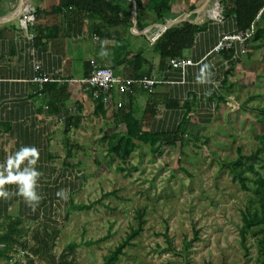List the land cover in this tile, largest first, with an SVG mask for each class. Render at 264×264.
I'll return each mask as SVG.
<instances>
[{"label":"crops","instance_id":"obj_1","mask_svg":"<svg viewBox=\"0 0 264 264\" xmlns=\"http://www.w3.org/2000/svg\"><path fill=\"white\" fill-rule=\"evenodd\" d=\"M21 1L0 0V19L7 18L0 21V165L21 146H35L40 153L33 166L40 173L35 190L40 194L56 190V186L67 190V183L60 176L67 174V161L79 149L72 136L84 126L88 114L100 117L106 126L126 127L125 123H106L102 115L95 113L97 98L93 95L94 89L85 82L92 63L110 68L119 78L149 77L158 81L153 90L136 87L131 94H112L115 110L133 114L143 131H146L144 125L151 122L155 130L150 132L154 133L175 129L182 121L186 110L170 108L172 100H197L198 107L203 103L212 106L214 100L208 99L210 92L221 96L220 92L231 90L241 74L247 77L245 74L251 69L259 71L263 67L264 26L260 38L236 43L228 58L212 51L222 36L235 33L237 27L233 18H208L204 14L208 7L201 14H195L205 0H153L150 3L171 7L172 16L166 23L185 16L184 21L204 27L194 45L185 50L183 58H177L194 63L185 72L173 68L172 59L163 61L155 47L165 32L162 26L166 23L158 22L155 12L139 9L135 23L131 0L133 26L128 35L123 36V42L115 41L117 34L110 37L115 29L103 26L96 16L74 6L63 8L62 0H25L19 8ZM120 3L127 6L123 0ZM205 64L209 68L202 81L198 77ZM44 77L49 81H35ZM172 112H176L177 120L163 131V121L155 119L163 115L170 118ZM67 143L74 146L71 157ZM26 164L27 161L22 163L21 168ZM0 172L6 175L3 167ZM4 187L11 195L0 198V238L16 229L19 232L22 220L24 230L34 228L41 220L46 226L48 219L36 214L37 203L34 207L28 203L19 193L17 183H6ZM60 201L62 204V197ZM28 254L19 245L7 246L0 241V264H27Z\"/></svg>","mask_w":264,"mask_h":264},{"label":"rangeland","instance_id":"obj_2","mask_svg":"<svg viewBox=\"0 0 264 264\" xmlns=\"http://www.w3.org/2000/svg\"><path fill=\"white\" fill-rule=\"evenodd\" d=\"M216 1L204 14L219 20V14L214 15ZM219 11L222 16L221 7ZM262 66L259 71L251 69L247 77L241 74L231 90H222L225 101L214 99L212 106L201 102L191 120V137L184 142L162 148L139 143L126 160L112 151L111 140L104 139L125 132L126 127L106 126L100 117L88 114L72 136L79 149L67 161V174L60 176L67 183V190L63 189L67 199L62 197L61 204L58 186L37 192L41 199L36 214L48 219L50 230L60 227L72 202L90 206L70 213L53 254L59 257L76 243L77 264H105L110 248L137 228L142 211L143 231L117 264H256V238L249 237L250 254H246L240 236L241 213L252 193L233 180L228 166L236 160L238 147L252 155L264 139V125L257 121L264 107ZM168 118L155 119L163 121V131L176 122V112ZM144 130L155 128L150 122ZM260 160L255 165L264 175V158ZM36 225L44 227V220ZM29 231L25 229V237L31 239ZM184 240L192 243L186 254H182ZM48 258L37 260L47 264Z\"/></svg>","mask_w":264,"mask_h":264},{"label":"trees","instance_id":"obj_3","mask_svg":"<svg viewBox=\"0 0 264 264\" xmlns=\"http://www.w3.org/2000/svg\"><path fill=\"white\" fill-rule=\"evenodd\" d=\"M127 6H123L120 0H62L63 8L74 6L80 11L87 12L96 16L105 27L115 29V32L110 37L115 41H122L124 35H128L130 28L133 26L132 20V6L129 0H123ZM139 10H149L157 14L158 22L161 24L166 23L168 18L172 16L171 7L168 5H152L153 0H136ZM170 0H164L169 2ZM220 7L222 8L223 19L233 18L236 23V32H246L252 26H255V34L252 39L257 40L263 34L261 28L264 26V0H219ZM220 12V11H219ZM217 14L216 9L214 15ZM219 14V13H218ZM203 26L198 24H191L188 21H183L180 24L174 25L167 29L164 34L156 41L155 47L160 51L163 61L171 59L183 58L186 49L191 48L197 35L202 32ZM121 30V31H120ZM235 32V33H236ZM233 34V33H232ZM123 42V41H122ZM246 42V43H247ZM233 48L225 50L223 53L227 58L233 53ZM231 72L229 71L228 74ZM208 99L211 101L219 99L225 101L224 96H218L215 91L208 94ZM97 107L95 113L102 115L107 121L106 123L126 124V130L123 133H117L113 136H104L107 139L117 155L121 156L124 160L130 157L131 153L136 148L137 144H151L158 145L159 148L165 145H175L178 142L182 143L186 140L187 136L191 137L190 127L192 125L193 115L196 113L198 107L197 100L178 101L172 100L169 104L173 109H185L186 113L179 123V125L172 132H147L143 131L139 126V122L133 119V114L117 111L112 105V102L107 104L105 102V95L100 94L96 99ZM151 108V105L147 108ZM259 124L264 125V107L260 108V113L257 116ZM199 140L200 136H194ZM69 156H72L74 146L67 143ZM264 139H262L257 151L252 155H246L242 151V147L237 148V158L229 164V172L235 182H237L242 190L251 192L252 196L248 204L242 211V225L240 227L241 244L246 254H250L248 247L249 237L256 238V246L258 257L256 264H264V175L257 169L255 163L260 162L264 158ZM73 158V157H72ZM264 164V162H263ZM264 167V166H263ZM90 206L75 205L73 202L70 205L69 211L66 213V218L60 224L58 229H49L42 225H36L31 229V236L25 237V230L22 229V221L19 225L20 229L10 231L5 236L0 238L7 246L14 244L19 245L28 251L27 264H39L37 258L46 259L47 264H77L75 262V253L78 249V244L72 243L64 249L62 254L57 257L53 254V249L56 241L61 233L62 228L68 222V216L74 210L87 209ZM137 228H132L131 232L126 238L119 243L116 247L110 248L109 254L105 256V264H117L120 258L126 254V247L131 245L134 240L142 231L145 223L144 214L142 211L137 215ZM16 237V239H13ZM18 238V239H17ZM24 238H27L25 241ZM31 240V241H30ZM168 245L172 248V240L168 238ZM183 253H187V249L191 246V242L184 240ZM46 261V260H44Z\"/></svg>","mask_w":264,"mask_h":264},{"label":"built area","instance_id":"obj_4","mask_svg":"<svg viewBox=\"0 0 264 264\" xmlns=\"http://www.w3.org/2000/svg\"><path fill=\"white\" fill-rule=\"evenodd\" d=\"M219 8L218 4H216ZM221 13V11H220ZM220 16L219 20L223 19V16ZM217 17V16H216ZM32 17H30V20ZM255 34V26H252L246 32H236L233 34H226L220 38L215 47L213 48V52L220 53L225 50H230L234 48L236 43H246L248 40L252 39ZM171 65L175 69H179L182 72H185L189 66L194 65L191 60L187 59H172ZM39 69V67H37ZM35 81L40 83L48 82L49 79L44 78H36ZM86 84L94 89V97L98 98L100 94L105 95V102L107 104L112 102V94L114 92H118L120 94H131L134 92L136 87H140L142 89L153 90L157 85L158 81L144 77L141 79H125L116 77L113 71L110 68L99 66L95 63H92V71L90 76L85 80ZM122 103L119 102L118 106H121Z\"/></svg>","mask_w":264,"mask_h":264},{"label":"clouds","instance_id":"obj_5","mask_svg":"<svg viewBox=\"0 0 264 264\" xmlns=\"http://www.w3.org/2000/svg\"><path fill=\"white\" fill-rule=\"evenodd\" d=\"M209 65L205 64L201 68L199 80L206 79V73ZM39 151L35 146H21L13 155L9 156L3 167L6 175L0 172V198H8L11 193L4 187L6 183L15 182L18 184L19 193L22 194L26 201L35 206L41 199V196L35 190L37 178L40 176L39 171L33 167L39 158ZM27 161V164L21 168V164ZM58 196L67 199L66 192L62 189L57 193Z\"/></svg>","mask_w":264,"mask_h":264},{"label":"water","instance_id":"obj_6","mask_svg":"<svg viewBox=\"0 0 264 264\" xmlns=\"http://www.w3.org/2000/svg\"><path fill=\"white\" fill-rule=\"evenodd\" d=\"M212 0H205L204 4L202 5L201 8H199L198 10H196L195 14H201L204 10H206V8L208 7V5L211 3ZM25 0H22L21 3L19 4V8L22 4H24ZM132 2V5H133V13H134V20H135V23L137 22V18H138V6H137V2L136 0H131ZM218 6L220 7V2L218 1ZM17 8V12L20 11V9ZM16 14V13H15ZM8 18L11 17L10 16H7ZM185 16H182V17H179V18H176V19H172V20H169L166 24H164L162 27L164 28L163 31H166L167 29L173 27L174 25H177L181 22H183L185 20ZM7 18H1L0 21H5Z\"/></svg>","mask_w":264,"mask_h":264},{"label":"bare ground","instance_id":"obj_7","mask_svg":"<svg viewBox=\"0 0 264 264\" xmlns=\"http://www.w3.org/2000/svg\"><path fill=\"white\" fill-rule=\"evenodd\" d=\"M215 9H216L217 14H218L219 13V8L217 7V5H216V8Z\"/></svg>","mask_w":264,"mask_h":264}]
</instances>
